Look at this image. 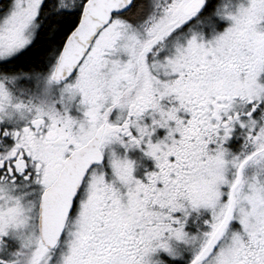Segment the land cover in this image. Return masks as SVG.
I'll return each instance as SVG.
<instances>
[{"label":"snow or ice","instance_id":"1","mask_svg":"<svg viewBox=\"0 0 264 264\" xmlns=\"http://www.w3.org/2000/svg\"><path fill=\"white\" fill-rule=\"evenodd\" d=\"M0 264H264V0H0Z\"/></svg>","mask_w":264,"mask_h":264}]
</instances>
